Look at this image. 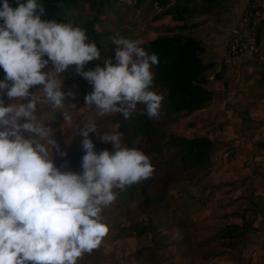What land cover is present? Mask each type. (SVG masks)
Returning <instances> with one entry per match:
<instances>
[{"label": "clouds", "instance_id": "9594fccd", "mask_svg": "<svg viewBox=\"0 0 264 264\" xmlns=\"http://www.w3.org/2000/svg\"><path fill=\"white\" fill-rule=\"evenodd\" d=\"M16 4L3 0L0 6V68L6 74L0 81V264H78L110 233L105 210L119 192L151 178L155 167L143 150L125 145L122 132L101 135L90 121L78 129L82 173L62 171L54 160L59 146L53 128L41 116L45 108L64 109L67 97L75 96L63 90L62 76L75 66L93 89L86 106L99 117L128 119L140 104L141 115L158 119L164 96L154 90L153 67L160 60L142 38L115 36V64L107 58L104 67L85 71L101 57L86 29L42 19L46 8L38 0ZM33 86L38 90L30 92ZM5 95L12 101L7 105ZM63 116L70 122L67 112ZM90 133L114 151L97 152Z\"/></svg>", "mask_w": 264, "mask_h": 264}, {"label": "crops", "instance_id": "0c3cea01", "mask_svg": "<svg viewBox=\"0 0 264 264\" xmlns=\"http://www.w3.org/2000/svg\"><path fill=\"white\" fill-rule=\"evenodd\" d=\"M202 1L187 0L184 10L186 5L188 8ZM208 2L209 9L198 10L194 16L195 23L212 27L210 32L199 37H192L191 29L181 33L200 40L203 45L201 57L209 65L206 78L213 99L192 115L197 119L195 127L203 130L197 136H207L215 142L212 162L220 159L216 156L219 153L217 171L226 178L202 188V195L173 187L168 193V207L151 211L154 215L146 218L145 231L138 233L131 229L128 249L131 260H103L105 264L126 261L128 264H264V13L256 32L257 51L235 56L229 52L228 34L233 28L241 27L251 0ZM173 5L175 0L161 5L166 7L157 11L158 25L170 24L173 29L184 23L173 20L172 13L176 12L170 10ZM212 11L219 16L215 17ZM209 172H213L212 167ZM199 179L177 185L193 184L198 189ZM222 188L227 193L224 198L219 197ZM221 199L229 200L223 203ZM211 201L218 206L211 205ZM171 208L178 214L171 225L164 227L165 221L159 218L170 214ZM229 227H237L241 233L234 247L229 246ZM121 244L124 249L118 254L123 259L127 255L126 243L121 241L117 245ZM255 251L257 260H252L251 253ZM237 256L239 260H235ZM92 262L89 260L88 264Z\"/></svg>", "mask_w": 264, "mask_h": 264}, {"label": "rangeland", "instance_id": "374dc122", "mask_svg": "<svg viewBox=\"0 0 264 264\" xmlns=\"http://www.w3.org/2000/svg\"><path fill=\"white\" fill-rule=\"evenodd\" d=\"M175 2L176 5H173L170 9L176 11L172 13L173 20L181 21L184 19V21L188 24L193 23V27L190 28V35L192 37H199L198 35H204L210 32L212 27L204 28L200 25V23H195L194 16L198 10L209 9L208 6L210 4L208 5V3L210 2H208V0H203L201 4L196 3L188 8L186 5L185 10L183 5L187 4V0H175ZM213 6H215V2ZM211 8L213 9L212 6ZM248 10L249 7H247V11ZM157 11L158 10H156L151 0H142L134 7L127 6L126 4H120L118 2H112L110 7L109 5L104 7L102 14H97L95 7L93 8L86 3H82L78 9H73L70 11L69 22L86 29V34L90 37V39L95 40L101 52V57L99 59L90 61L85 65V71L94 70L96 66L104 67V60L107 58H112L113 63L115 64V51L118 47L113 42V38L115 36L131 39L142 38L145 42H147L157 36L169 34L173 31L176 32L175 28L173 30L170 27V24L158 25L160 17ZM260 11L262 16L264 9L260 8ZM186 14L188 16H186ZM213 15L215 17L219 16V14H215L214 12ZM49 67H51V64ZM62 76L65 78L63 90L66 93H75V96L69 95L67 97L65 107L62 110H51L45 108L41 118L42 120H45L46 118L48 121L50 120V122L46 123V125L53 128V135L59 146L57 149H53L54 159L66 158L67 160L77 164L78 162L82 163V157L85 154L80 143V137L78 136V129L85 123L90 121L95 122L101 135L104 132L119 131L125 133V131L120 130L121 123L117 118L119 113L111 114L105 117H99L94 107L86 106L85 96L92 92L93 89L90 83L76 72L75 66H71L68 70H66L65 73L62 74ZM38 87L39 86L32 87L30 92L37 91ZM4 101L6 105L12 102L6 95L4 96ZM63 112H67L71 116L70 122L64 121ZM37 115L40 116L41 114L38 112ZM50 116L55 117L50 118ZM196 120L197 119L193 117V115L186 118L185 115H182L177 117V121L174 124H170L168 129L177 135L185 134L189 137L197 136L200 135L203 130L195 127ZM131 129L132 127L127 128L126 133H130ZM90 136L96 146L97 152L104 149L114 151L111 143L100 141L96 137L95 133H90ZM124 138L125 135H123V139ZM132 141V145H129V143H127L124 139V143L128 147L138 148V146L143 147L147 145L146 138L142 140L140 137H137L133 138ZM62 153H67V155L63 156L61 155ZM148 156L151 158V160H156L154 153H151ZM216 156H219L220 159H214L212 166L213 172H209L208 175H205L199 179L200 181L196 183V185L199 184L200 186L198 189H194L193 184L191 186L187 184L175 185L174 188L178 187V189H184L183 191L186 193L190 192L191 194H197L198 192L202 195V188H205L210 184L217 183L218 180L224 181L226 175L221 171H217L221 160L220 154L218 153ZM73 172L82 173V167H79L78 170ZM225 190V188L221 189L222 195L219 196L220 198H224V196L227 194ZM127 192L128 191L125 192L127 196L118 195L116 202L105 210L106 220L110 225H112L108 236L104 239L98 249L94 250L91 254H84V256L78 261V264H88L89 260H93V264H105L103 260H126L125 258L131 260L128 254V249L129 242H131L130 238L132 232L129 228L132 224L145 225V223H148L146 218H149V216L153 217L154 214L149 212L147 215V210H143L142 208L144 207H140L142 200L140 193L135 191L127 194ZM221 200L223 203H226V200L229 199ZM188 203L191 207H193L191 202ZM211 205L218 206L215 201H211ZM219 212L222 213L223 211ZM177 214L178 211L171 208L170 214L159 219L165 221L163 224L164 227H168L175 221V215ZM161 226L162 223H159V227ZM170 229L171 227L167 229L168 233L170 232ZM155 231L160 232V229ZM120 237H123V239ZM121 241L126 243L125 253H127V255L124 256L123 259H121V255L118 254L119 251H122L120 249H124L122 244L117 245ZM171 250L172 254H176V251H173V249ZM257 255V251L251 253L252 260H257ZM116 256L118 259L115 258ZM174 259L175 256L172 257V260ZM124 264H128V261L124 262Z\"/></svg>", "mask_w": 264, "mask_h": 264}, {"label": "trees", "instance_id": "16d2710c", "mask_svg": "<svg viewBox=\"0 0 264 264\" xmlns=\"http://www.w3.org/2000/svg\"><path fill=\"white\" fill-rule=\"evenodd\" d=\"M142 1V0H140ZM153 1V0H151ZM160 5H165L169 0H155ZM3 0H0L2 6ZM13 7L18 6L16 0H9ZM117 0H38L46 8L44 20L55 19L59 22H69V12L78 9L82 3L95 7L97 14H102L104 7L111 6ZM170 14L172 12H169ZM182 18V16H181ZM184 23L175 28L177 31L161 36L144 43L146 51L156 53L159 56V66H154V90L163 94L164 100L158 119H149L147 114L141 115L144 106L138 104L131 117L125 119L122 114L118 115L120 130L132 127L130 133H123L125 141L132 145L133 138H146L147 145L139 149L146 155L155 154L156 160H151L155 172L151 178L138 184L129 186L125 191L119 192L121 196H127L130 192L140 193L141 206L147 210L146 214L155 210L168 207V193L177 185L192 178H201L208 175L213 165L212 157L216 151L215 142L207 136L177 135L168 129L170 124L177 121V117L185 115V118L204 108L213 99V91L208 88L207 70L209 65L201 57L203 50L202 42L182 34V31L193 27V24ZM174 30V28H173ZM47 59V57H45ZM5 73L0 68V81L4 80ZM34 87V86H33ZM55 116H50L53 118ZM50 122L47 118L45 123ZM170 130V131H169ZM57 167L62 171H76L81 167L66 158L54 159ZM81 173V172H78ZM131 197V196H130ZM138 233L145 231V226L132 224L130 230ZM237 227H229V246H236L237 239L241 235ZM238 248H236V252ZM235 260H239L238 256Z\"/></svg>", "mask_w": 264, "mask_h": 264}, {"label": "built area", "instance_id": "2783aa9c", "mask_svg": "<svg viewBox=\"0 0 264 264\" xmlns=\"http://www.w3.org/2000/svg\"><path fill=\"white\" fill-rule=\"evenodd\" d=\"M120 4L134 7L140 0H117ZM156 10H162L158 1L153 0ZM260 8L264 9V0H251L249 10L246 12L245 19L239 28H233L228 34L229 52L235 56H246L249 51L256 52V32L262 20Z\"/></svg>", "mask_w": 264, "mask_h": 264}]
</instances>
